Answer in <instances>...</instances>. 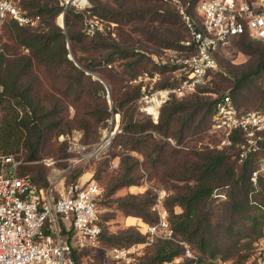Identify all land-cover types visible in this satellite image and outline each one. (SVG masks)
Segmentation results:
<instances>
[{
  "label": "trees",
  "instance_id": "trees-1",
  "mask_svg": "<svg viewBox=\"0 0 264 264\" xmlns=\"http://www.w3.org/2000/svg\"><path fill=\"white\" fill-rule=\"evenodd\" d=\"M94 1L95 6L92 9L88 8L90 15H87L72 6L65 9L62 1L16 0L18 7L26 15L38 17L40 24L32 28L28 25H19L14 20H6L9 21V33L19 51L16 50L17 52L11 57L7 50H0V153L16 154L12 151L21 150L27 160H36L43 143L54 129L59 132L65 131L64 133H68L73 128L88 132L92 123L102 122L110 115L108 103L101 95L96 94L98 91H104L105 83L100 79H94L91 73L99 74L103 80L110 83L97 69L102 68L100 66L110 65L111 58L102 56L98 60L82 61L76 56V47L83 38L81 34L72 30L75 23L71 19H80L85 30L86 21L92 16L91 10L95 13L96 7L99 6V2ZM189 2L196 4L198 0ZM101 8L105 10L102 6ZM61 12H65V28L55 22ZM95 15L101 20L105 17L100 12ZM182 24L184 26L183 21ZM84 30L82 34L87 35ZM184 30L187 35L185 26ZM104 33V30L93 33L97 39L92 47L99 49L111 47L116 54L119 53L118 58H121L122 51L130 53V58L137 57L126 62L128 71H133L132 66L145 57L156 66V55L148 54L133 46L121 47L114 40H108L109 37ZM183 37L177 36L160 49L179 47V41ZM246 37L249 36L240 34L234 38ZM69 49L75 60L69 58ZM36 67L46 69L51 80L59 84L60 90L56 95L41 91ZM161 70L168 71L167 68ZM223 74L225 75L226 72L224 71ZM167 75L166 77L162 75L156 87H165L174 83L171 75ZM199 87H202L199 91L209 92L201 85L197 89ZM135 89V93L139 91L141 94L139 85ZM240 89L238 83L232 87L231 94L226 93L239 112L240 106L234 101L238 99ZM134 95L125 94L119 105L121 106ZM223 95L209 102L210 108L207 111L211 112V117L216 102ZM194 96L196 98L191 102L179 101L165 105L171 99L178 98L172 96L159 108L161 110L160 113L158 112L159 118L156 123L150 120L138 122L133 119V113L130 111H127L123 118L119 145L127 152L141 151L146 157H151L155 165L164 162L169 177L182 183L180 189L165 200V207L170 215L168 221L177 241L158 239L152 254L145 257L141 264H190V260L183 257V245L180 242L189 244L199 264H214L216 259L232 257H235L236 262H242L243 256L236 257L238 251L223 253L225 244L220 245L222 233L233 235L241 228H249L258 230L259 235L264 225V175L259 173L255 182L252 181V175L258 169L255 166V150L246 154L241 163H238V157L242 152L236 149V146L247 142L242 130H233L229 135L230 143L218 150L202 148L189 151L183 156L179 154L180 150L177 146L183 139L184 127H190L189 122L204 106L205 97ZM69 108L74 110L72 117L63 114L65 110L69 112ZM4 110L2 114L1 111ZM112 110L114 112L117 110L115 105L112 106ZM178 113L182 115L181 118ZM175 120L179 122L182 120L180 127L176 129L173 123ZM167 139L175 146L169 144ZM261 144L264 147V141ZM129 159L128 154L121 159L124 172L111 184L109 196L121 187L137 183L136 178L129 175L131 170L128 166ZM21 167L22 164L18 169L19 174L29 176L37 188L50 187L38 185L35 182L36 178L23 173ZM23 169L32 171L29 168ZM219 195L225 199L215 204ZM114 201L124 214L140 218L146 226L158 221L159 216L152 209L154 200L148 190L141 195L126 194ZM175 207H178L179 211L176 212ZM100 226L103 233L101 220ZM145 235L128 228L106 237L105 240L108 244L113 243L122 247L144 242ZM81 252L82 250L74 253L75 264H79ZM175 258L181 259L173 262Z\"/></svg>",
  "mask_w": 264,
  "mask_h": 264
},
{
  "label": "rangeland",
  "instance_id": "rangeland-1",
  "mask_svg": "<svg viewBox=\"0 0 264 264\" xmlns=\"http://www.w3.org/2000/svg\"><path fill=\"white\" fill-rule=\"evenodd\" d=\"M57 1L65 3L64 0ZM96 1L99 2V6L96 7L94 12L96 14L100 12L105 17H102L101 20L91 10L92 17L95 16L98 19V26L100 30L105 31L104 34L109 37L108 40H114L121 47L133 46L146 51L148 54L158 56L161 52L160 48L166 45L168 41L174 40L177 36L186 38L182 19L175 4L172 2L166 0ZM189 1L179 0L197 18L196 4ZM88 3L91 9L95 6L94 0H88ZM168 10L171 12H167ZM156 11L158 12L157 14L155 13ZM62 14L63 12L55 19L56 24L60 27L62 20L60 22L59 17ZM27 16L35 19L32 15ZM63 20L65 24V12ZM71 20L75 23L72 26V30L81 34L83 38L82 42L77 43L76 56L78 58H81L84 62L87 59L88 61L98 60L102 56L111 58L110 65L100 66L102 68L99 67L100 69H97L107 77L110 83L103 80L99 74L91 73L94 79L101 78L107 86L104 84V91H98L96 94L97 96L101 95L106 100L109 105L110 115L102 122L92 123L88 132L73 128L68 133H64L65 131L59 132L54 129L43 143L36 160H27L26 155L21 150L12 152L16 153L13 155L21 160V171L23 173H28L32 178H36L35 182L40 186L47 185L52 187L56 194L64 192L73 183L83 184L93 181L101 187L98 212L103 226V233L98 244L82 250L79 264H118L111 257L108 250L115 246H121L106 243V237L128 228H133L144 235L146 234L147 226L140 218L126 215L119 210L114 199L126 194L141 195L148 190L154 200L152 209L157 212L158 216L165 209L167 219H169L170 215L165 207V200L169 195H174L182 185L181 182L169 177L164 162L155 165L151 157H146L141 151L132 150L127 152L118 143L119 135L122 134L123 118L127 111L133 113V119L138 122L150 120L156 123L159 118L155 122L153 117L139 110L138 101L141 94L139 91L135 93V88H137L138 84L131 83V81L142 71L151 73L159 70L165 77L168 76L167 74L170 75V72L162 71L146 57L141 58L138 63L132 66L133 71H128L126 62L135 60L137 57L130 58V53L122 51L121 58H118L117 54L119 53L116 54V51L112 50L111 47L102 49L92 47V44L97 39L95 35L87 32V35H83L84 24H82V21L80 19ZM39 24L40 19L38 18L28 27L35 28ZM84 31H86V28ZM2 49L7 50L8 55L11 57L13 53L19 51L16 49L9 33V21H4L0 24V50ZM217 60L218 70L213 72L205 83L201 85L209 92L203 93L199 91L202 87H199L196 91L181 98H173L165 104L169 105L171 102L179 101L191 102L196 98L194 95L205 97L203 109L194 115L189 122L190 127L185 126L183 129V139L177 146L180 150L179 154L182 156L193 150L202 148L218 150L225 146L221 144L223 134L211 130L212 117L211 112H208L207 109L210 108L209 102L215 97H220L226 93L231 94L234 85L239 83L241 86L238 99L234 101L240 106V112L254 111L261 113L264 111V41L251 39L250 37L234 38L229 45L220 50ZM224 71L226 72L225 75L223 74ZM36 73L39 75L41 91L49 95H56L57 91L60 90L59 84L51 80L52 78L49 77L47 70L42 67H36ZM131 93L135 95L120 106L119 102L122 97ZM113 105L117 109L115 112L112 110ZM1 112L4 114L5 110ZM63 114L67 116L69 114L72 117L74 110L69 108V112L65 110ZM178 116L181 118L182 115L178 113ZM200 120L202 121L200 122ZM173 123L176 129L180 127L182 120L180 122L175 120ZM112 131L115 132L111 143L100 152H91L92 148L104 140L105 133L108 134ZM258 136H260V139L255 136L250 137V142L236 146V149L242 152L238 157L239 164L246 154H250L255 150V166L258 169L252 175L253 182H255L257 174L261 173L264 175V147L261 144L264 141V130ZM167 142L175 146L168 139ZM80 146H86L87 148L80 150ZM127 154L130 155L128 160V166L131 167L129 175L135 177L137 183L121 187L113 195L109 196L108 191L111 184L124 172V165L121 159ZM76 158L79 160L75 161ZM23 168H29L32 171ZM216 199L215 204L225 198L219 195ZM174 210L177 212L179 208L175 207ZM157 241V238L150 241L145 235L144 242L122 246L123 248H128L134 258L129 264H141L145 257L152 254L154 244ZM223 243L225 244L223 247L225 250L224 254L238 251L236 257L241 255L244 258L242 262L240 261L241 263L236 262L235 257L216 259L214 264H263L264 262V225L261 227L259 235L258 230L249 228H241L233 235L222 233L220 245ZM232 250L235 251L231 252ZM177 260L180 261V258H175L173 262Z\"/></svg>",
  "mask_w": 264,
  "mask_h": 264
},
{
  "label": "built area",
  "instance_id": "built-area-1",
  "mask_svg": "<svg viewBox=\"0 0 264 264\" xmlns=\"http://www.w3.org/2000/svg\"><path fill=\"white\" fill-rule=\"evenodd\" d=\"M166 1L175 4L187 30L179 47L163 48L155 56L156 66L167 68L174 83L156 87L162 79L159 70L143 71L131 81L141 89L139 110L153 117L155 122L159 108L172 96L180 98L194 92L218 70L217 55L234 37L246 34L264 41V0H198L197 18L179 0ZM64 2L65 9L72 6L90 15L88 0ZM35 19L22 11L16 0H0V24L14 20L19 25H32ZM85 28L88 34L100 30L98 19L89 16ZM235 129L245 133L247 142L254 136L260 139L264 113L239 112L225 94L216 102L211 130L222 133L221 144L228 145L229 135ZM114 132L105 133L104 140L91 152L107 147ZM86 148L80 146L79 149ZM20 164L17 156L0 153V264H75V252L99 242L101 187L93 181L73 183L56 194L52 187L37 188L29 176L19 174ZM159 215L155 224L147 226V238L177 241L166 210ZM180 243L183 257L188 258L190 264H199L189 244ZM108 252L118 264H129L134 259L128 248L112 247Z\"/></svg>",
  "mask_w": 264,
  "mask_h": 264
},
{
  "label": "water",
  "instance_id": "water-1",
  "mask_svg": "<svg viewBox=\"0 0 264 264\" xmlns=\"http://www.w3.org/2000/svg\"><path fill=\"white\" fill-rule=\"evenodd\" d=\"M63 17H64V12H63V14L61 15V20H62L61 27H62V28H65V24H64ZM67 47L69 48V46H67ZM69 58L72 59V60H75L73 54H72L71 51H70V49H69ZM97 78H99V77H97ZM99 79H100L101 82H103V80H102L101 78H99ZM105 86H106V84H105ZM106 87H107V86H106Z\"/></svg>",
  "mask_w": 264,
  "mask_h": 264
},
{
  "label": "bare ground",
  "instance_id": "bare-ground-1",
  "mask_svg": "<svg viewBox=\"0 0 264 264\" xmlns=\"http://www.w3.org/2000/svg\"><path fill=\"white\" fill-rule=\"evenodd\" d=\"M59 19H60V22H61V16L59 17Z\"/></svg>",
  "mask_w": 264,
  "mask_h": 264
}]
</instances>
